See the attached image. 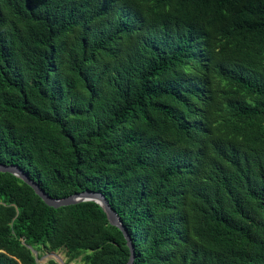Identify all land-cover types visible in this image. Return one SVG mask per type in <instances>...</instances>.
Returning a JSON list of instances; mask_svg holds the SVG:
<instances>
[{
  "label": "trees",
  "instance_id": "16d2710c",
  "mask_svg": "<svg viewBox=\"0 0 264 264\" xmlns=\"http://www.w3.org/2000/svg\"><path fill=\"white\" fill-rule=\"evenodd\" d=\"M0 163L105 194L133 264H264V0H0ZM33 249L131 258L98 203L0 172V264Z\"/></svg>",
  "mask_w": 264,
  "mask_h": 264
},
{
  "label": "water",
  "instance_id": "95a60500",
  "mask_svg": "<svg viewBox=\"0 0 264 264\" xmlns=\"http://www.w3.org/2000/svg\"><path fill=\"white\" fill-rule=\"evenodd\" d=\"M0 172L11 173L17 176L18 178H20L21 180H23L25 183L30 185L35 190V192L51 207L59 208L63 206L75 205V204L89 202V201H94L98 203L99 205H101L102 208L105 210V212L108 214L110 223L118 227L125 235V238L128 242V246L130 247V250H131V258L127 264L134 263L135 258H136V251H135V247L132 242L130 233L128 232L127 227L124 224L122 218L118 215L116 210L111 206V203L107 199L105 194L96 192V191L86 190L84 192L75 193L66 198H54L51 195H49L41 187V185L38 182H36L32 177H30V175L26 173V171H24L18 165H15V164L7 165V164L0 163ZM24 242L25 241L23 240V243ZM33 251L39 263L41 264L46 263V262H40L44 259V257L39 258L38 257L39 253L37 250L33 249ZM51 254L55 255L56 257H60L58 256L56 252L51 253ZM52 259H54L59 264H67L66 261H64L61 258L60 259L52 258Z\"/></svg>",
  "mask_w": 264,
  "mask_h": 264
},
{
  "label": "rangeland",
  "instance_id": "374dc122",
  "mask_svg": "<svg viewBox=\"0 0 264 264\" xmlns=\"http://www.w3.org/2000/svg\"><path fill=\"white\" fill-rule=\"evenodd\" d=\"M57 254H58V256H60L67 263V256H66L65 251L57 252ZM41 255H43L44 259L42 261H40V262H47V261L51 260L52 258H56L57 259V257L55 255L51 254V253L44 252ZM69 264H84V263L82 262L81 258H79V259H76V260H74L73 262H71Z\"/></svg>",
  "mask_w": 264,
  "mask_h": 264
}]
</instances>
